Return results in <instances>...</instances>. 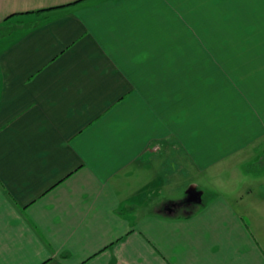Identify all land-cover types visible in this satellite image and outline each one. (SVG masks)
Segmentation results:
<instances>
[{
  "label": "crops",
  "instance_id": "1",
  "mask_svg": "<svg viewBox=\"0 0 264 264\" xmlns=\"http://www.w3.org/2000/svg\"><path fill=\"white\" fill-rule=\"evenodd\" d=\"M263 155L264 0H0V264H264Z\"/></svg>",
  "mask_w": 264,
  "mask_h": 264
},
{
  "label": "rangeland",
  "instance_id": "2",
  "mask_svg": "<svg viewBox=\"0 0 264 264\" xmlns=\"http://www.w3.org/2000/svg\"><path fill=\"white\" fill-rule=\"evenodd\" d=\"M182 164H186L185 163V160L182 158ZM260 164H263L264 165V155L262 156V158H261V163ZM258 166H260V165H258ZM185 168V167H184ZM248 169V168H247ZM246 169V170H247ZM256 169V168H255ZM255 169H249L248 171L250 172V173H254V171H255ZM248 172V173H249ZM193 179V180H192ZM185 180H192L193 182H194V184H196L197 185V187H198V191L199 192H201V193H203V195H204V197H203V199L202 200H204V201H206L209 197H211V195H213V194H211L212 192H214L215 191V186L212 184L213 182H210V181H207L206 180V178H202V177H198V178H196L195 177V174H188L187 175V178L185 179ZM184 180V181H185ZM189 189V188H188ZM187 189V186H186V188H183V192H182V194L179 196V197H181L180 199H181V201H183V202H185V200H186V191L188 190ZM186 204H188L187 202H186ZM186 206V205H185ZM197 208V205L194 203V204H192L191 203V205L188 207V208H183V210H180L179 211V213L180 214H182V212H185V211H187V212H192V211H194L195 209Z\"/></svg>",
  "mask_w": 264,
  "mask_h": 264
},
{
  "label": "water",
  "instance_id": "3",
  "mask_svg": "<svg viewBox=\"0 0 264 264\" xmlns=\"http://www.w3.org/2000/svg\"><path fill=\"white\" fill-rule=\"evenodd\" d=\"M186 202L187 203H200L201 202V193L195 189L194 186L190 187L186 193Z\"/></svg>",
  "mask_w": 264,
  "mask_h": 264
},
{
  "label": "flooded vegetation",
  "instance_id": "4",
  "mask_svg": "<svg viewBox=\"0 0 264 264\" xmlns=\"http://www.w3.org/2000/svg\"><path fill=\"white\" fill-rule=\"evenodd\" d=\"M186 205H191V203H188V204H186Z\"/></svg>",
  "mask_w": 264,
  "mask_h": 264
}]
</instances>
